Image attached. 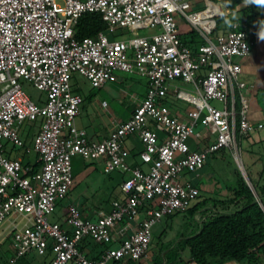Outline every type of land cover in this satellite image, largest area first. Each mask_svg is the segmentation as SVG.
<instances>
[{
    "label": "built area",
    "instance_id": "built-area-1",
    "mask_svg": "<svg viewBox=\"0 0 264 264\" xmlns=\"http://www.w3.org/2000/svg\"><path fill=\"white\" fill-rule=\"evenodd\" d=\"M227 13L222 2L211 0H0V251L10 240L16 256L8 264L49 250L51 264L144 263L154 225L188 211L200 196L191 176H201L209 157L228 149L241 163L240 141L264 125L249 120L245 101L237 110L243 87L237 83L238 60L250 54L264 31L235 21L213 36L216 19ZM85 14L100 15L110 33L127 29L134 36L110 39L100 32L78 39ZM179 16L203 43L183 42ZM144 29L152 32L141 37L138 31ZM115 71L146 79L147 96L108 139L93 142L76 126L83 100L72 92V76L103 89ZM21 79L44 92L47 101L33 102ZM171 93L193 106L185 120L164 104ZM39 117L44 123L34 138L35 163L9 158L5 143L24 149L20 129ZM200 126L207 132H197ZM131 137L142 145L139 158L146 168L130 162L126 140ZM74 155L101 162L105 174H126L121 185L126 198L93 219L72 204L65 225L50 223L47 216L74 187ZM142 211L146 217L134 228L130 221H139ZM88 239L110 246L92 259L81 249Z\"/></svg>",
    "mask_w": 264,
    "mask_h": 264
},
{
    "label": "rangeland",
    "instance_id": "rangeland-1",
    "mask_svg": "<svg viewBox=\"0 0 264 264\" xmlns=\"http://www.w3.org/2000/svg\"><path fill=\"white\" fill-rule=\"evenodd\" d=\"M211 1L225 3V10L228 13L218 18L223 27L229 24L231 25L235 21L242 22L243 17L249 13L243 11L242 6L244 5H256L250 8V11L254 10L255 13L258 12L257 10L264 11V3H258L257 0ZM198 7V10H202L204 5L200 4ZM257 18L259 19L260 16H257ZM176 22L179 26L181 37L184 33L191 31V26L183 17H177ZM151 32L150 30L144 29L138 31V35L141 37L147 36ZM105 33L110 39L128 40L134 36L133 32L127 29H117L114 33L106 30ZM120 73L123 82L112 81L111 90L109 91L93 88L90 82L79 74L72 76V92L79 95L83 100L80 106V114L76 119V126L78 129L84 130L87 138L91 141L109 138L115 132L118 125L130 118L132 106L139 104L147 96L148 86L146 79L138 75ZM20 83L23 90L33 102L38 105H43L47 101L46 94L35 88L32 83L24 79H21ZM181 88L188 90L186 86H181ZM164 104L172 112H179V114L192 110L190 104L171 97H167L164 100ZM211 104L218 108L223 107L221 103L216 101H212ZM43 123V117H39L33 123L25 122L20 129V136L25 142V148H13L10 143H5L8 149L7 156L9 158H12V156L19 157L25 165L27 163L28 165L35 163L37 155L34 152V138L41 131ZM78 123H80V127H78ZM201 131H205L202 126L197 128V132ZM25 149L30 150V152L26 153ZM240 149L241 163H238L228 149H223L209 157L205 169L201 172V194L192 202L189 209L197 204L203 203L205 200L207 203L194 216H190L186 211L178 214L174 220H170L167 217L160 219L152 229V243L148 259L152 255L154 256V254L158 256V252L161 250L164 252L172 249L175 246L174 244L182 239V236L187 237L186 231L188 228H195V231L198 230L201 224L200 222L213 213L217 211H235V205L225 207L220 205L217 209H214L213 203L214 200H227L232 197L227 191L226 186L232 184L234 174L237 170L241 173V168H243L247 177L255 185L262 184V172L264 169V129L257 130L251 133L250 136L243 138L240 141ZM89 168V163L80 155H74L72 157L74 187L71 190L72 193H69L64 200H58L55 212L47 216L50 223L65 225V214L67 208L72 204L82 208V211L95 212L97 217L99 214H108L112 210V202L118 199L121 200L125 195L120 185L127 178L126 174L119 171L105 174L103 170L98 168L96 175L104 183L101 185L99 180L93 181L92 179H88ZM208 187L210 193H207ZM202 188L206 190L204 193L202 192ZM88 244L98 254L110 246L109 243L98 244L90 239L83 242L84 246ZM182 257L184 259L189 258V251H184ZM12 259H16V256L13 253L12 243L9 240L2 246L0 260L3 264H8L9 260ZM53 259L54 254L51 250L45 255L31 252L18 258L15 264H51ZM109 264H112V262Z\"/></svg>",
    "mask_w": 264,
    "mask_h": 264
},
{
    "label": "trees",
    "instance_id": "trees-1",
    "mask_svg": "<svg viewBox=\"0 0 264 264\" xmlns=\"http://www.w3.org/2000/svg\"><path fill=\"white\" fill-rule=\"evenodd\" d=\"M254 6L256 5L243 10L249 13L243 17L242 22L250 27L256 25L257 16L264 18V14L255 13L254 10L250 11V8ZM217 19L213 36L225 32L231 26L223 27ZM106 30L107 26L100 15L85 14L78 22L76 38L96 37L100 32ZM181 38L185 44L191 47L203 43L194 29H191L189 33H184ZM236 106L239 110L240 103L238 100ZM38 168L39 165H36V171ZM262 178L263 182L260 185H255L249 178L253 186L252 190L240 171L237 170L232 184L226 186L232 197L227 200H214L213 203L214 209L220 205L224 207L235 205V211H217L205 218L200 222L198 230L187 237H183L172 249L165 251L162 256H158L154 264H181L183 262L181 255L186 250L190 253V260L197 264H224L229 261H238L244 264H264V210L262 208L264 207V169ZM206 203L205 200L187 212L190 216H194ZM81 249H84V245L81 246ZM99 257L100 255L95 259H99ZM112 264L140 263L133 260H122L113 261Z\"/></svg>",
    "mask_w": 264,
    "mask_h": 264
},
{
    "label": "crops",
    "instance_id": "crops-1",
    "mask_svg": "<svg viewBox=\"0 0 264 264\" xmlns=\"http://www.w3.org/2000/svg\"><path fill=\"white\" fill-rule=\"evenodd\" d=\"M222 5H224V7H225V3L222 2ZM252 5L253 4L244 5V6H242V9L244 10V9H246L248 7H251ZM257 11L260 14H264V11H262V12L259 11V10H257ZM229 25H227L226 27H228ZM252 27H257L258 30L264 31V18L260 17L257 20L256 25L252 26ZM227 30H225V32ZM225 32L223 31L222 33H225ZM238 62L240 63V65L242 67V73L240 74V76H239V78L237 80V83H238V87L240 85H243V87H242V89L240 90V92H239V94L237 96V100L239 101V103H240V101L243 100L249 106L248 118H249L250 121H252L254 123H262L264 125V36L259 38V39H257V40H254L253 44H252V48H251L250 54L247 57L238 60ZM120 74H121L120 72L115 71L113 73L112 80L103 88V90H106V91L111 90L112 81L122 83L123 80H122V77H121ZM177 84L179 85V83H177ZM145 91H146V89H145ZM147 92H148V87H147ZM168 97L174 98V99H176L178 101H182V100L178 99L177 97H175L173 95V93L168 95ZM136 106L137 105L132 106V114H133L134 109H135ZM191 107L193 109V106H191ZM172 113L174 115L178 116L179 118H181L182 120L186 119V113H187L186 111L182 112L180 114H179V112H172ZM132 114L130 115V117L132 116ZM129 119L130 118H128V120ZM125 122H122L121 124H123ZM78 125H79L78 127H80V123H78ZM120 125H118L116 127V129ZM204 132L206 133L207 131L205 130ZM106 139H108V138H104V139H100V140H92V141L93 142H102V141H104ZM191 144H192V146H195V141L192 140ZM126 149L130 153V162L132 164H136V165L141 166L142 168H146L141 163L140 158H139V153L142 150V145L139 142L137 137H131V138L126 140ZM11 159L15 160V159H20V158L12 156ZM87 162L89 163V166H90L89 171H88V175H87L88 179H92L93 181L94 180H99L100 181V179L98 178L96 173H97L98 168L100 170H103L102 163L101 162H96V161H87ZM26 165H28V163ZM113 172H115V171H113ZM191 178L194 180V183L197 186H199V187L201 186L202 176H200L199 178H196L195 176H191ZM100 184L103 185L104 183L102 181H100ZM121 185H122V183H121ZM203 188H205V187H203ZM203 188H202V192L204 193L206 190H204ZM207 191H208L207 193H210L209 192V187H208ZM70 193H72V192H70ZM214 194H216V193H214ZM125 198H126V195H124L121 200H119V199L118 200L119 201H123V200H125ZM114 201H116V200H114ZM80 209L82 210V208H80ZM83 209H84V205H83ZM82 212H83L84 217H87V218H90V219H93V218L97 217L95 212L87 211V210H85V211L83 210ZM177 215H175L174 217H167V218H169L170 220H174ZM145 217H146L145 211H142L141 216H140V220L139 221H130V223L132 224V226L134 228H136L137 225ZM193 231H195V228H188L187 231H186V236L191 235L193 233ZM183 237L184 236H182V238ZM83 250L92 259L97 258L102 253V252L99 253V254L96 253L94 251V249H92V247L90 245H85ZM158 253H159L158 256H162L165 253V251L163 252L161 250ZM183 253H182V255H183ZM158 256H157V254H154V256L152 255V257L150 259H148L146 262L140 263V264H154L155 259ZM182 259H183V262L181 264H197L196 262L191 261L190 257L186 258V259H184L182 257ZM124 260L127 261V260H132V259H124ZM164 264H166V263H164ZM224 264H244V263L238 262V261H229V262H226Z\"/></svg>",
    "mask_w": 264,
    "mask_h": 264
},
{
    "label": "water",
    "instance_id": "water-1",
    "mask_svg": "<svg viewBox=\"0 0 264 264\" xmlns=\"http://www.w3.org/2000/svg\"><path fill=\"white\" fill-rule=\"evenodd\" d=\"M241 174H242L243 178L245 179L246 183L248 184V186L253 190V186H252L249 178L247 177L246 173L244 172L243 168H241Z\"/></svg>",
    "mask_w": 264,
    "mask_h": 264
},
{
    "label": "clouds",
    "instance_id": "clouds-1",
    "mask_svg": "<svg viewBox=\"0 0 264 264\" xmlns=\"http://www.w3.org/2000/svg\"><path fill=\"white\" fill-rule=\"evenodd\" d=\"M258 3H264V0H257Z\"/></svg>",
    "mask_w": 264,
    "mask_h": 264
}]
</instances>
